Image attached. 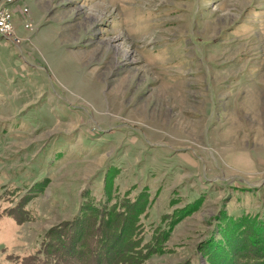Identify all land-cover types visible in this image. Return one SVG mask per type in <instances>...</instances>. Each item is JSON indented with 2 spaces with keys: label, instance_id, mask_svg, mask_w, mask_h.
Listing matches in <instances>:
<instances>
[{
  "label": "rangeland",
  "instance_id": "1",
  "mask_svg": "<svg viewBox=\"0 0 264 264\" xmlns=\"http://www.w3.org/2000/svg\"><path fill=\"white\" fill-rule=\"evenodd\" d=\"M0 3L18 39L0 36V264L105 175L144 206L120 264H212L221 227L264 259V0Z\"/></svg>",
  "mask_w": 264,
  "mask_h": 264
},
{
  "label": "trees",
  "instance_id": "2",
  "mask_svg": "<svg viewBox=\"0 0 264 264\" xmlns=\"http://www.w3.org/2000/svg\"><path fill=\"white\" fill-rule=\"evenodd\" d=\"M107 177L105 175L100 190L94 189L91 193L90 190L85 191L77 214L56 228L49 229L40 248L22 259L20 264H120L126 261L129 258L127 250L136 248L138 242L135 238L138 225L135 223L144 206L140 195L133 199L124 194L118 195L117 185L113 186L114 182L112 179L107 181ZM44 180L46 178L34 181L33 187H40ZM252 218L257 222L253 229L264 236V219L257 215ZM222 230L225 236L223 241L211 236L200 244L199 249L205 253L207 260L212 264H264V259L235 256L241 248L237 249L238 246L247 247L248 240L256 239L259 235H248L250 233L245 232L244 227L237 231L232 227H221ZM163 232L164 235L166 231ZM157 238V241L161 239Z\"/></svg>",
  "mask_w": 264,
  "mask_h": 264
},
{
  "label": "built area",
  "instance_id": "3",
  "mask_svg": "<svg viewBox=\"0 0 264 264\" xmlns=\"http://www.w3.org/2000/svg\"><path fill=\"white\" fill-rule=\"evenodd\" d=\"M0 36L13 44L18 43V39L15 36V28L13 27L12 14L6 4L3 3H0Z\"/></svg>",
  "mask_w": 264,
  "mask_h": 264
},
{
  "label": "bare ground",
  "instance_id": "4",
  "mask_svg": "<svg viewBox=\"0 0 264 264\" xmlns=\"http://www.w3.org/2000/svg\"><path fill=\"white\" fill-rule=\"evenodd\" d=\"M119 49V48H118Z\"/></svg>",
  "mask_w": 264,
  "mask_h": 264
}]
</instances>
